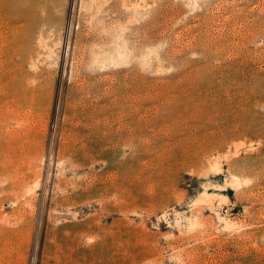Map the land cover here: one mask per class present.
Masks as SVG:
<instances>
[{"label":"rangeland","instance_id":"rangeland-1","mask_svg":"<svg viewBox=\"0 0 264 264\" xmlns=\"http://www.w3.org/2000/svg\"><path fill=\"white\" fill-rule=\"evenodd\" d=\"M0 264H264V0H0Z\"/></svg>","mask_w":264,"mask_h":264}]
</instances>
